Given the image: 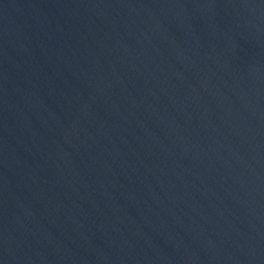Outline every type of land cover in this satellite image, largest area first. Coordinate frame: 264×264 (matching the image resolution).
I'll list each match as a JSON object with an SVG mask.
<instances>
[{
	"label": "water",
	"instance_id": "obj_1",
	"mask_svg": "<svg viewBox=\"0 0 264 264\" xmlns=\"http://www.w3.org/2000/svg\"><path fill=\"white\" fill-rule=\"evenodd\" d=\"M0 264H264V0H0Z\"/></svg>",
	"mask_w": 264,
	"mask_h": 264
}]
</instances>
